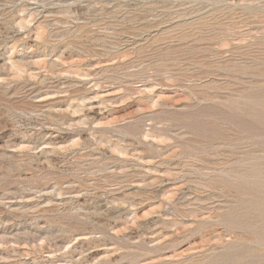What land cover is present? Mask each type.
I'll return each mask as SVG.
<instances>
[{"label":"rangeland","instance_id":"1","mask_svg":"<svg viewBox=\"0 0 264 264\" xmlns=\"http://www.w3.org/2000/svg\"><path fill=\"white\" fill-rule=\"evenodd\" d=\"M0 264H264V0H0Z\"/></svg>","mask_w":264,"mask_h":264}]
</instances>
